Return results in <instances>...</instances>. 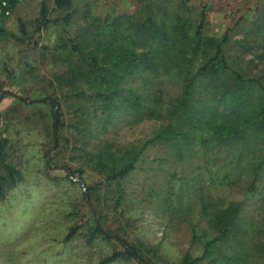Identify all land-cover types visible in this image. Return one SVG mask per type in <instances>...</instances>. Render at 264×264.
I'll return each mask as SVG.
<instances>
[{"label": "rangeland", "instance_id": "1", "mask_svg": "<svg viewBox=\"0 0 264 264\" xmlns=\"http://www.w3.org/2000/svg\"><path fill=\"white\" fill-rule=\"evenodd\" d=\"M174 1V9L178 7L195 22L199 21L202 9L206 10V36L219 38L233 28L232 39L225 49L230 68L259 79V85L264 87V0ZM44 6L49 18L63 17L74 9L78 12L69 24L51 23L35 34V20L41 17ZM132 7V0H73L71 8L59 10L54 0H18L9 14L0 10L1 24L8 32L7 38L0 40V84L4 90L23 98L45 96L37 91L36 82L44 73L53 79L51 73L59 66L43 48L74 33L87 13L114 15ZM254 21L259 24L255 32H250ZM244 36L250 43L257 37L263 53V61L258 65V60L252 62V51L238 47ZM203 61L205 56L200 54L191 67ZM222 75L201 81L200 95L207 103L211 92L218 89ZM168 81L170 85L171 80ZM178 86H174V94ZM51 87L46 93L53 91ZM57 87L55 93L66 113L59 147L58 140L54 143L48 130L49 104L34 108L37 105L24 104L10 93L0 102V139L8 138V162L23 177L12 186L3 184L0 192V264H97L123 249L116 238L107 237L116 233L134 243L144 259L178 264L185 253L200 256L204 239L216 234L201 216L203 199L210 205L211 216L231 203H239L240 208L233 233L215 250V260L206 258L198 264H264V165L253 184V168L264 157V136L254 135L249 143L214 146L212 142L202 143L204 136L199 133L192 146L174 149L160 141L153 142L145 149L143 171L133 172L123 182L125 198L117 207L116 195L102 187L89 198L85 186L100 182L101 176L85 164L83 150L74 147L77 141L81 143L78 147H84L82 144L88 136H83V129L69 128V106L62 89ZM254 98L256 101H252L258 103V96ZM160 125L159 120L128 113L118 118L109 130L89 136L86 147L93 149L104 142L142 143L153 137ZM98 129L101 130L99 127L90 130ZM67 138L71 142L66 143ZM78 167L84 169L82 175H69V168ZM90 204L98 211L100 221L102 215L106 229L103 233L107 235L96 236L91 243L92 218L97 222ZM75 225L80 228L65 240ZM194 226L198 233L195 241ZM223 254L229 258H223ZM110 264L142 263L135 258H119Z\"/></svg>", "mask_w": 264, "mask_h": 264}, {"label": "trees", "instance_id": "2", "mask_svg": "<svg viewBox=\"0 0 264 264\" xmlns=\"http://www.w3.org/2000/svg\"><path fill=\"white\" fill-rule=\"evenodd\" d=\"M7 1L8 8L12 11L18 0ZM132 1L131 10L114 15L85 14L83 24H78L74 33L45 46L43 49L49 52L47 54L51 55L59 69L51 73L53 79L47 77L46 73L37 79V91L45 96L19 99L24 104L37 105L34 108H38L39 104H49L48 130L54 143L58 140L59 147L66 113L55 92L59 90L57 86L62 89L70 111L69 128L79 131L83 129V136H88V140L82 144H85L84 147H78L81 145L78 141L74 147L83 150L85 164L101 176L100 182L85 186L89 198L102 187L108 193L116 195L117 207L125 198L123 182L133 172L143 171L141 166L145 149L153 142L160 141L174 149L176 146H192L199 133L204 136L202 143L212 142L214 146L233 145V142L241 141L249 143L254 135L264 136V87L259 85V79L230 68V57L225 49L232 39L230 32L233 28L225 31L219 38L206 36L205 9H202L199 21L195 22L178 7L174 9V0ZM54 4L59 10L68 9L72 7L73 0H54ZM77 12L74 9L63 17L49 18L44 6L41 17L35 20L34 33L40 34L51 23L67 25ZM258 24L254 21L250 32H255L254 28ZM7 36L8 32L0 20V40ZM254 40L250 43L244 36L238 41V47L252 51V62L258 60V65L263 61V53L256 41L257 37ZM207 49L211 52H207ZM200 54H204L205 61L192 68L191 65ZM43 55L45 57L46 53ZM219 75L223 76L219 79V87L211 92L210 102L207 103L200 95L201 81L207 77L217 78ZM168 79L171 80L170 85ZM172 85H179L175 94ZM49 87L53 91L46 93ZM3 90L4 86L0 84V93ZM256 96L258 103L252 101H256ZM128 113L159 120L161 125L153 137L142 143L104 142L96 144L93 149L86 147L89 136L109 130L118 118ZM3 126L2 124L1 128ZM93 127L101 130H90ZM210 133L212 136L209 138L207 135ZM65 141L71 142L68 138ZM7 147L8 138L2 137L0 192L3 184L12 186L23 179L21 171L8 162ZM263 165L264 157L253 168V184ZM3 170L6 171L5 174ZM68 170L78 175L84 172L82 167ZM209 206L203 199L201 216L207 219L208 226L216 234L204 239L200 256L192 257L185 253L178 264H198L206 258L214 261L215 250L233 233L240 204L231 203L212 216ZM92 221L90 243L96 236L104 237L103 232L106 230L102 215L101 228L93 218ZM79 228L80 225L71 227L65 240L72 238ZM107 237L116 238L123 249L103 258L97 264H110L119 258H135L142 264H161L144 259L140 249L129 239L118 236L117 233ZM197 238V227L194 226L193 241ZM223 255V258H229L226 254Z\"/></svg>", "mask_w": 264, "mask_h": 264}, {"label": "water", "instance_id": "3", "mask_svg": "<svg viewBox=\"0 0 264 264\" xmlns=\"http://www.w3.org/2000/svg\"><path fill=\"white\" fill-rule=\"evenodd\" d=\"M8 93H10V94H13L14 96H16V97H19V98H23V96H21V95H19V94H15V93H12V92H10L9 90H3L2 91V93H1V95H0V102L2 101V99H3V97L6 95V94H8ZM57 105L55 106V110H57ZM0 124H1V112H0ZM68 172H69V175H72V172L70 171V170H68ZM86 189V188H85ZM86 198L87 199H89L88 198V195L86 196ZM90 206H91V208H92V211H93V214H94V217H95V219H96V222H97V225L101 228V223H100V217H99V215H98V211L95 209V207L92 205V204H90ZM143 263V262H142Z\"/></svg>", "mask_w": 264, "mask_h": 264}, {"label": "built area", "instance_id": "4", "mask_svg": "<svg viewBox=\"0 0 264 264\" xmlns=\"http://www.w3.org/2000/svg\"><path fill=\"white\" fill-rule=\"evenodd\" d=\"M0 10L3 11L5 14H9L11 9L8 8V1L1 0Z\"/></svg>", "mask_w": 264, "mask_h": 264}]
</instances>
